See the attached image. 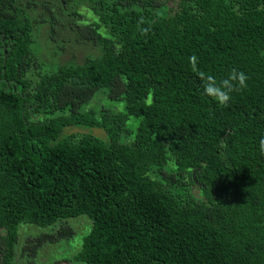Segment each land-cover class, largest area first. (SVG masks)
<instances>
[{
    "label": "trees",
    "instance_id": "16d2710c",
    "mask_svg": "<svg viewBox=\"0 0 264 264\" xmlns=\"http://www.w3.org/2000/svg\"><path fill=\"white\" fill-rule=\"evenodd\" d=\"M88 4L0 0V262L20 226L56 230L38 250L86 216L81 264H264V0ZM192 55L247 87L219 106Z\"/></svg>",
    "mask_w": 264,
    "mask_h": 264
},
{
    "label": "rangeland",
    "instance_id": "374dc122",
    "mask_svg": "<svg viewBox=\"0 0 264 264\" xmlns=\"http://www.w3.org/2000/svg\"><path fill=\"white\" fill-rule=\"evenodd\" d=\"M98 1V0H95ZM82 7L79 8L82 13L86 12L89 19L94 20V15L91 11H88L91 8V5L88 4L89 0H81ZM110 3L109 1H106ZM85 14V13H84ZM87 17V18H88ZM43 45V40H41ZM52 52L50 54L46 51V48L43 49L42 60L44 64L51 65L53 61L59 63H70V62H81L83 59L82 51L76 50L75 48L68 47L67 51L63 54H59L52 59ZM109 102L106 101L105 105L109 106ZM119 111L124 110L123 104L113 105ZM137 122L134 119H131L129 122L130 126H136ZM92 133L98 137H104L103 132L98 130L86 131L83 129H74L71 130L68 134H84ZM92 221L86 217L82 216L76 219H71L63 223H59L58 226H68L75 231V235L72 239H64L57 242H47L40 249L35 250L38 243L39 237L43 235H56V230L52 231L51 228H38L30 225H22L19 228V243L16 249V256L13 264H81L72 259L75 254L80 250L83 239L90 233L92 229ZM0 264H2L0 262Z\"/></svg>",
    "mask_w": 264,
    "mask_h": 264
},
{
    "label": "clouds",
    "instance_id": "9594fccd",
    "mask_svg": "<svg viewBox=\"0 0 264 264\" xmlns=\"http://www.w3.org/2000/svg\"><path fill=\"white\" fill-rule=\"evenodd\" d=\"M189 63L193 72L201 82L203 94L221 107H227L232 100L234 92L241 91L247 87L248 77L242 71L232 69L225 77L217 78L216 76L205 73L198 67V58L195 55L190 56ZM260 151L264 153V139L260 140Z\"/></svg>",
    "mask_w": 264,
    "mask_h": 264
},
{
    "label": "flooded vegetation",
    "instance_id": "af4514ba",
    "mask_svg": "<svg viewBox=\"0 0 264 264\" xmlns=\"http://www.w3.org/2000/svg\"><path fill=\"white\" fill-rule=\"evenodd\" d=\"M1 43H2V45H1V49H2V51L4 50V51H6L7 49H9L10 48V50H11V48L13 47V41L11 40L10 42H6V40H5V37L4 38H2V40H1ZM10 43V44H9ZM8 57V56H7ZM9 84H10V86H13L14 87V83H13V81H10L9 82ZM0 85H1V82H0Z\"/></svg>",
    "mask_w": 264,
    "mask_h": 264
}]
</instances>
